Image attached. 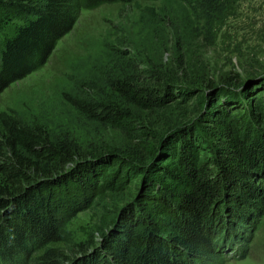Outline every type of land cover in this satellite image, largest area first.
Returning a JSON list of instances; mask_svg holds the SVG:
<instances>
[{
    "label": "trees",
    "instance_id": "trees-1",
    "mask_svg": "<svg viewBox=\"0 0 264 264\" xmlns=\"http://www.w3.org/2000/svg\"><path fill=\"white\" fill-rule=\"evenodd\" d=\"M115 1L133 0H0V27L8 28L0 41V92L46 62L79 8ZM184 1L208 42L229 0ZM187 51L177 38L176 54L155 63L112 54L76 92L63 93L70 111L62 117L0 112L1 260L65 261L62 196L70 193L69 216L89 206L125 179L115 168L108 172L114 161L145 178L110 235L101 233L115 263L189 264L186 257L212 251L216 227L225 237L216 241L221 252L244 231L214 213L247 214L257 203L264 212V187L253 181L258 173L264 180V80L250 85L236 73L216 82L200 52ZM162 155L168 160L155 162ZM94 243L91 236L77 249L85 255ZM82 258L75 264L98 256Z\"/></svg>",
    "mask_w": 264,
    "mask_h": 264
},
{
    "label": "rangeland",
    "instance_id": "rangeland-1",
    "mask_svg": "<svg viewBox=\"0 0 264 264\" xmlns=\"http://www.w3.org/2000/svg\"><path fill=\"white\" fill-rule=\"evenodd\" d=\"M15 20L19 19L15 17ZM7 29V26L0 27V41ZM208 32L211 39L207 42V33L184 0L115 1L93 8L81 7L73 27L58 40L46 62L0 92V112L18 117L51 112L55 117L65 116L70 108L65 104L63 93L76 92V83L96 76L112 54L114 57L134 54L142 61L155 63L176 54L177 38L182 51L189 48L187 54L192 50L200 52L205 69L216 82L236 73L240 82L250 85L264 80V0H229L223 17ZM195 71L202 70L196 67ZM167 160L162 155L155 162ZM113 168L125 175L121 184L104 187L89 206L74 216L65 214V196L70 193L62 196L58 246L68 257L61 264L78 263L84 256L92 259L95 253L98 259L91 264H118L104 251L103 243L114 229L113 222L119 220L120 211L144 189L145 178L129 165L121 169L117 161L108 172ZM155 168L153 174H159ZM261 176L258 173L253 178L258 188L264 187ZM253 206L249 213H235L232 217L223 209L214 213L228 225L233 223L234 228L244 230L242 235L225 244L221 252L216 248V241L224 243L221 241L225 237L221 227H213L212 251L185 260L189 264H264V212L260 211V203L254 206L256 210ZM91 236L94 246L82 255L77 244ZM31 257H5L0 259V264H39L37 258Z\"/></svg>",
    "mask_w": 264,
    "mask_h": 264
}]
</instances>
